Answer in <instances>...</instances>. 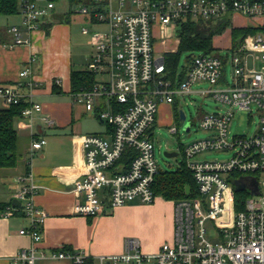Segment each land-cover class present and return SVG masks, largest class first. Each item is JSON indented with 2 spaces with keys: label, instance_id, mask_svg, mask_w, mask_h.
Masks as SVG:
<instances>
[{
  "label": "built area",
  "instance_id": "obj_1",
  "mask_svg": "<svg viewBox=\"0 0 264 264\" xmlns=\"http://www.w3.org/2000/svg\"><path fill=\"white\" fill-rule=\"evenodd\" d=\"M55 2L48 0L41 5L39 0H21L22 22L9 28L14 36L9 46L29 44L33 33L49 22ZM72 11L84 15L90 24L81 31L93 47L87 69L97 77L93 87L76 92V99L88 110L101 101L99 116L111 127L110 135L90 133L82 137L84 173L75 187L82 197L75 206L78 214L96 216L135 200H156L154 184L161 169L153 131L162 103L173 104L194 92V84L208 82L210 87L198 92L213 97L224 108L202 114L200 126L211 134L183 146L184 162L193 173L197 195L174 200V239L154 252H145L137 239H128L124 252L101 255V263L264 264V0H89L74 5ZM228 16L234 27V17L248 19L242 27L254 32L244 35L236 49L229 46L231 56L194 54L186 78L173 81L165 55L156 56L155 32L165 41L168 31L180 34L181 26L190 20L219 22ZM35 60L33 56L31 62ZM229 63L234 69L231 82ZM30 73L26 68L20 75ZM0 99L7 106L26 102L22 113L30 118L43 109L41 103L9 84H0ZM253 106L260 116L258 130L252 136L234 135L230 139L232 119L237 112L253 111ZM45 119L53 123L50 117ZM170 131L177 133L178 127L172 126ZM46 142L45 138H34L31 154ZM207 150H231L234 154L228 160L194 159ZM15 182L20 185L15 197L31 220L30 227L20 233L35 243L21 249L15 260L35 264L38 257L48 256L44 252L38 256L36 250L47 212L34 201L39 186L32 173L18 175ZM236 184L245 188L237 191ZM238 192L244 194L239 210ZM17 210L8 206L3 215L11 216ZM49 256L80 264L87 260L84 253L64 250Z\"/></svg>",
  "mask_w": 264,
  "mask_h": 264
},
{
  "label": "crops",
  "instance_id": "obj_2",
  "mask_svg": "<svg viewBox=\"0 0 264 264\" xmlns=\"http://www.w3.org/2000/svg\"><path fill=\"white\" fill-rule=\"evenodd\" d=\"M17 14L20 15V8ZM12 16L0 15V84L13 85L28 95L31 101L41 103L43 109L35 112L32 118L22 113L14 119L18 134V166L0 171V202L19 210L11 216H4L3 213L0 215V264H24L15 260L16 255L21 249H29L35 244L29 235L20 233L22 228L30 227L31 220L22 210V202L15 197L20 187L15 178L26 172L32 173L39 186L34 197L36 205L47 212L42 239L36 243V250L38 256L41 252L48 256L38 257L35 264H80L70 258L49 256L59 250L84 253L87 260L81 264H102L101 255L124 252L128 239L125 235L113 238L110 233L111 223L120 210L122 213L127 210L138 212L139 220L157 217L161 221L166 234L157 243L146 248L137 239L145 252L159 250L164 242L174 239V200L159 194L153 203L135 200L114 210L105 209L96 216L80 215L75 210L76 203L82 199L75 191L76 183L84 173L82 137L90 133L110 135L111 127L99 116L98 111L103 107L101 101L94 110H88L84 102L76 99L77 91L72 87V71L82 69H78L81 63L80 43L76 39L72 16H65L55 9L45 27L33 33L29 44L10 47L14 36L9 28L22 22L21 15L17 23L13 22ZM159 37H156V47L161 43L164 55L178 50L179 37L176 39L177 50L165 46L170 39L164 41V38ZM92 52L91 46L88 60ZM33 56L36 60L32 63ZM26 68H30L31 73L22 77L20 73ZM165 105H172L175 109L178 107L179 110V100ZM5 107L7 105L0 99V109ZM45 116L50 117L53 123H48ZM94 116L105 124V131H100ZM175 120L178 122L177 113ZM158 124L159 118L153 138ZM90 130L94 132H88ZM34 138H45L47 142L32 155ZM15 201L20 204H14Z\"/></svg>",
  "mask_w": 264,
  "mask_h": 264
},
{
  "label": "rangeland",
  "instance_id": "obj_3",
  "mask_svg": "<svg viewBox=\"0 0 264 264\" xmlns=\"http://www.w3.org/2000/svg\"><path fill=\"white\" fill-rule=\"evenodd\" d=\"M19 1L21 2V0ZM39 1L41 5H45L48 0ZM55 3L57 12L61 14H66L69 12L71 7L73 8L69 0H57ZM20 15H13V22L17 23V21L21 18ZM71 20L74 30L77 33L76 39L80 43L79 47L81 52V63L78 65V69H85L88 66V55L91 50V45L89 43V36L83 35L81 33V29L83 26H88L90 24L87 18L80 13L72 14ZM233 20V24L236 25L235 27H242L244 22H249L248 19L245 20L243 17H234ZM155 35L157 38H160L158 32H155ZM164 37L170 39L165 46H167V48L170 50H174L175 48V50H177L176 39L179 37L178 31H175L173 34L171 31H168ZM214 44L223 57L228 55L231 56V50L228 48L230 45H232V26L228 27L222 34L216 35L214 38ZM162 49H164V46L161 45V43L159 46L157 45V57L164 56V51H162ZM191 53L192 52L186 51L182 54L179 64L180 69L186 66L187 56H189ZM194 53L196 55H201L204 54V51L198 50ZM233 71L234 69L232 63H229L227 67V76L230 82L232 81ZM209 87L210 84L208 82L196 83L193 85L194 92L187 95L185 98L182 97L179 99V109H181L186 114V122L184 125H181L175 120V115L178 110L177 107L175 109L172 105H165L166 103L159 106V124L155 129L154 143L155 156L158 160L161 171L177 170L180 164L184 161L183 146L188 145L198 139H204L211 134L209 131L204 130L200 126V118L202 114L222 111L224 108L221 104L217 103L213 97H206L198 92L201 89ZM252 109L253 111L251 112L253 114H251L250 111L237 112L229 126L230 139L234 135L252 136L258 130L260 116L256 107L253 106ZM94 119L97 122V125L100 127V131H105V124L101 123L100 120L95 116ZM187 123H190V127H187ZM172 126L178 127L177 133H172L170 131ZM88 132H94V130H90ZM166 152H177L178 155L175 157H168ZM233 154L234 151L231 150H207L198 153L194 159L199 161L228 160L233 156ZM3 170L5 169L0 168V171ZM121 211L122 210L116 213L115 219L111 223V237L117 238L125 235L126 239L136 238L140 240L142 246L149 248L150 246H153V243H157L159 238L165 236L166 229L157 217H153L151 219L145 217V219L139 220L137 219L138 212L127 210L126 213H122ZM113 212H111V214H113ZM145 264H153V262H146Z\"/></svg>",
  "mask_w": 264,
  "mask_h": 264
},
{
  "label": "trees",
  "instance_id": "obj_4",
  "mask_svg": "<svg viewBox=\"0 0 264 264\" xmlns=\"http://www.w3.org/2000/svg\"><path fill=\"white\" fill-rule=\"evenodd\" d=\"M57 1V0H55ZM89 0H69L72 6L88 2ZM19 12V0H0V15H14ZM72 7L65 16L71 17ZM231 18L228 16L219 22L211 20H190L185 22L180 29V43L178 50L169 52L165 55L168 76L173 81L184 80L187 71L192 62L195 51H204L206 53L219 52L214 44L216 35L222 34L228 27H231ZM253 29L232 26V44L233 49L240 44V39ZM186 51L192 52L187 56V63L182 69L179 68L182 54ZM97 81L96 74L90 72L87 68L72 71V87L74 91L89 89ZM27 105L22 102L16 105H10L0 109V168L12 169L18 166L19 154L17 152L18 134L14 127V119L22 114V110ZM120 109L118 106L115 107ZM178 108V107H177ZM177 120L179 122V110H177ZM28 172H26L27 174ZM190 194H187V189ZM154 191L157 195H163L166 199L181 200L197 195V185L193 173L188 169L183 161L175 171H161L154 184ZM236 209H241L239 199L244 194L237 193ZM8 204L0 202V215L6 211Z\"/></svg>",
  "mask_w": 264,
  "mask_h": 264
},
{
  "label": "water",
  "instance_id": "obj_5",
  "mask_svg": "<svg viewBox=\"0 0 264 264\" xmlns=\"http://www.w3.org/2000/svg\"><path fill=\"white\" fill-rule=\"evenodd\" d=\"M185 122H186V114L181 109H179V123L181 125H184ZM186 125H187V127H190V123H187ZM166 155L168 157H175V156L178 155V153L177 152H166ZM244 188H245L244 185L236 184V190L237 191H242ZM255 192H256V190L254 191V193ZM189 193H190V189L188 188L187 189V194H189ZM14 204H20V203L15 201Z\"/></svg>",
  "mask_w": 264,
  "mask_h": 264
}]
</instances>
